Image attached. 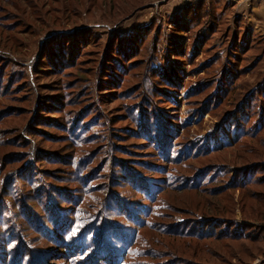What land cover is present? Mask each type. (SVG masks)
<instances>
[{
	"label": "rangeland",
	"instance_id": "rangeland-1",
	"mask_svg": "<svg viewBox=\"0 0 264 264\" xmlns=\"http://www.w3.org/2000/svg\"><path fill=\"white\" fill-rule=\"evenodd\" d=\"M260 33L216 0H0V264H264Z\"/></svg>",
	"mask_w": 264,
	"mask_h": 264
},
{
	"label": "crops",
	"instance_id": "crops-1",
	"mask_svg": "<svg viewBox=\"0 0 264 264\" xmlns=\"http://www.w3.org/2000/svg\"><path fill=\"white\" fill-rule=\"evenodd\" d=\"M212 1V0H211ZM240 16L241 21L255 33L264 36V0H216Z\"/></svg>",
	"mask_w": 264,
	"mask_h": 264
},
{
	"label": "trees",
	"instance_id": "trees-1",
	"mask_svg": "<svg viewBox=\"0 0 264 264\" xmlns=\"http://www.w3.org/2000/svg\"><path fill=\"white\" fill-rule=\"evenodd\" d=\"M210 1H211V0H210ZM219 4H221V3L219 2ZM43 119H44V118H43ZM255 217L258 218V219H260V218L264 217V214H257Z\"/></svg>",
	"mask_w": 264,
	"mask_h": 264
}]
</instances>
